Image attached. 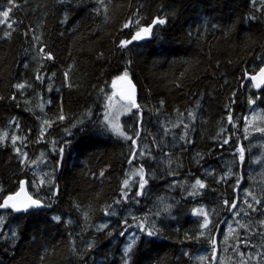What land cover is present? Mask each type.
Wrapping results in <instances>:
<instances>
[{
  "label": "trees",
  "instance_id": "1",
  "mask_svg": "<svg viewBox=\"0 0 264 264\" xmlns=\"http://www.w3.org/2000/svg\"><path fill=\"white\" fill-rule=\"evenodd\" d=\"M263 63L264 0H0V204L42 203L0 208V264H264Z\"/></svg>",
  "mask_w": 264,
  "mask_h": 264
},
{
  "label": "snow or ice",
  "instance_id": "2",
  "mask_svg": "<svg viewBox=\"0 0 264 264\" xmlns=\"http://www.w3.org/2000/svg\"><path fill=\"white\" fill-rule=\"evenodd\" d=\"M9 11H3L2 12V17L3 18H7L9 17ZM131 23V21L129 22ZM166 23V19H162V18H159L157 17L156 19H154L152 21V24L148 25L147 27H140L139 31L136 32L135 36L132 38L133 40H140V39H143L144 37L148 36L151 34L152 32V28L157 25V24H165ZM125 28L129 27V24H125L124 25ZM7 35V34H6ZM132 41L130 40H125V41H121V47H125L127 46L128 44H130ZM48 59H52L51 55L48 54ZM65 75L67 76V73H65ZM127 72L124 73V75L121 77V79H127ZM260 76L262 78H264V68H261L260 69ZM37 79H41V77H37ZM253 80L256 79V77H252ZM16 87L19 89V88H23L24 87V84H18L16 85ZM257 87H259V85H257ZM128 99L132 100V106L133 107H139L138 105H135V102H134V99L130 96L128 97ZM249 103L250 104H255V100L253 99H250L249 100ZM58 119L60 120H63L64 119V116L63 115H60L58 117ZM229 120H231V117H229ZM113 131H115L117 133V135H124L123 131L121 130V128L118 126V125H113ZM261 131H264V129H261ZM128 139H130V137H126ZM16 137H12V141L13 143H15L16 141ZM227 142V141H226ZM16 151L19 153L20 152V149L17 148ZM60 152L62 153L63 152V149L61 148L60 149ZM26 158V154H23ZM135 158V154H134V157ZM240 158L241 160H243L244 158V155H243V149L241 148L240 149ZM139 175L141 176V183L139 185L140 189H141V192L140 193H137L138 195L139 194H142V190L144 188V185L147 183V180L143 179V168L139 169ZM101 175H103V173H101ZM23 181L21 182V185H23ZM125 185L128 184V181L125 180L124 181ZM204 187V184L199 180L197 179L196 180V183L193 185V189H197V188H203ZM21 190H23V188H21ZM249 195H252L251 193H249ZM19 196V193L16 194V196H8L4 199V202L2 204H0V208H9L11 207L13 210L15 211H27L29 208L31 207H40L42 206V203L40 200H34L32 199L31 197H28L27 198V201L26 202H21V201H17L16 197ZM125 198H126V194H125ZM257 203H260L259 201H256ZM225 203L227 204L228 202L225 201ZM232 208H235L236 205L233 203L231 205ZM249 207H251V205H249ZM57 220H59V217H56ZM207 219L205 220V225L204 226H207ZM243 227V226H242ZM141 229L144 230V226L141 225ZM15 235V234H13ZM147 235L149 236H152V235H155V232L153 231H148L147 232ZM213 244H215V241H213ZM131 248H132V245H129L127 251H131Z\"/></svg>",
  "mask_w": 264,
  "mask_h": 264
},
{
  "label": "rangeland",
  "instance_id": "3",
  "mask_svg": "<svg viewBox=\"0 0 264 264\" xmlns=\"http://www.w3.org/2000/svg\"><path fill=\"white\" fill-rule=\"evenodd\" d=\"M120 79L121 77L117 78L114 83L118 82ZM118 91L119 88L113 87L111 98L107 102V110L103 116V122L113 134L121 138H126L129 137V135L122 128V118L128 115L132 110V102L120 99L118 97ZM113 125H118L123 131L124 135H117V133L113 131ZM130 180H134V175L129 176V181ZM1 209L3 210L4 208ZM136 236L137 234L134 230L127 235V244L124 248L125 252H127L129 245H131L135 241Z\"/></svg>",
  "mask_w": 264,
  "mask_h": 264
},
{
  "label": "water",
  "instance_id": "4",
  "mask_svg": "<svg viewBox=\"0 0 264 264\" xmlns=\"http://www.w3.org/2000/svg\"><path fill=\"white\" fill-rule=\"evenodd\" d=\"M261 68H264V63L257 70V72H255L253 75L250 76V80L254 84L259 85V86L264 85V78H262L260 76V69ZM252 77H256V79L253 80ZM114 86L116 88H119V91H118L119 98L132 102V100L128 99V97L131 96L134 99V102H135V105H136V87H135V85L133 84V82L129 78L120 79L118 82H116L114 84ZM23 182H24L23 185H21V183H20L19 188L16 190V192L14 194H12V196H16V194L19 193V196H17L16 199H17V201H21V202H26L28 197H31L32 199H34L31 196V194L29 193L28 189H27L26 182L25 181H23ZM21 188H23V190H21ZM34 200H36V199H34ZM41 207L42 206H40V207H31V208H41ZM17 212H21V211H17Z\"/></svg>",
  "mask_w": 264,
  "mask_h": 264
}]
</instances>
